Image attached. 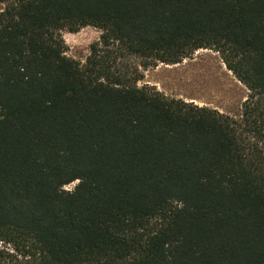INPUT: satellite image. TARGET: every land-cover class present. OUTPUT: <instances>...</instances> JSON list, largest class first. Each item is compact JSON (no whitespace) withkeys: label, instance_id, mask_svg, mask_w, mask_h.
<instances>
[{"label":"trees","instance_id":"trees-1","mask_svg":"<svg viewBox=\"0 0 264 264\" xmlns=\"http://www.w3.org/2000/svg\"><path fill=\"white\" fill-rule=\"evenodd\" d=\"M0 4V264H264V0ZM201 50L239 116L139 86Z\"/></svg>","mask_w":264,"mask_h":264},{"label":"rangeland","instance_id":"rangeland-1","mask_svg":"<svg viewBox=\"0 0 264 264\" xmlns=\"http://www.w3.org/2000/svg\"><path fill=\"white\" fill-rule=\"evenodd\" d=\"M5 5L0 4V13ZM102 32L87 27L78 33H63L66 44V56L86 64L91 47L100 41ZM140 66L135 58L129 62ZM142 69V68H140ZM143 80L139 86L156 88L167 97L181 99L200 107H208L230 116H239L248 91L236 77L227 70L218 53L201 50L177 65L159 64L143 69ZM78 182L66 186L73 191Z\"/></svg>","mask_w":264,"mask_h":264}]
</instances>
